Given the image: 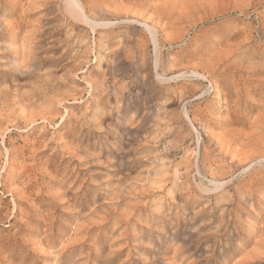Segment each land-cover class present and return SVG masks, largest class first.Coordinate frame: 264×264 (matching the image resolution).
<instances>
[{
	"label": "rangeland",
	"instance_id": "obj_1",
	"mask_svg": "<svg viewBox=\"0 0 264 264\" xmlns=\"http://www.w3.org/2000/svg\"><path fill=\"white\" fill-rule=\"evenodd\" d=\"M64 1L0 0V264H264V0Z\"/></svg>",
	"mask_w": 264,
	"mask_h": 264
},
{
	"label": "bare ground",
	"instance_id": "obj_2",
	"mask_svg": "<svg viewBox=\"0 0 264 264\" xmlns=\"http://www.w3.org/2000/svg\"><path fill=\"white\" fill-rule=\"evenodd\" d=\"M65 5H66V10L68 11V13L73 17L75 18L76 20L78 21H81V22H84V23H87L91 26H93L94 28L97 27V23L92 21L87 12L85 11L84 7H82V4L79 0H65ZM64 5V6H65ZM87 9V8H86ZM111 11V10H110ZM117 17V16H116ZM97 21V20H96ZM146 25H149V24H146ZM149 28V27H148ZM150 31H151V36H152V40L154 42V47H155V50H156V64L155 65H158L159 63V49H158V42L156 41V37H155V34L153 33V29H151V27L149 28ZM149 31V32H150ZM156 33V32H155ZM158 36V35H157ZM156 67V66H155ZM158 74V77H160L162 80H167L168 81V78H166L165 76L161 75L160 73H157ZM182 75L184 74H181L179 76H177L176 78L178 77H182ZM187 76L189 77H198V78H204L205 79V75L204 74H201L199 71H194L192 72L191 74H188ZM207 77V76H206ZM174 79V78H172ZM186 79V78H185ZM193 79V78H192ZM197 79V78H196ZM209 89L206 90V92H208ZM205 94V93H204ZM185 116L187 117V119L191 120L190 119V116H189V112L188 110L186 109L185 110ZM260 119V118H258ZM255 125V124H254ZM196 128V127H195ZM194 128V129H195ZM228 143V142H227ZM217 148V147H216ZM205 150V149H204ZM197 159V158H196ZM260 164H262L261 162H264V159L259 161ZM264 164V163H263ZM248 166V165H247ZM247 166H245L242 170H245L247 168ZM198 167V172L200 174V171H199V166L197 165ZM250 167H251V164H250ZM248 170H250V168L248 167ZM244 172V171H243ZM234 176V175H233ZM202 180L199 182V186L201 187V189L203 190V192L205 193H215V192H218L220 190H224L227 186V181L225 180H221V179H211L208 181V183H206L203 178H201Z\"/></svg>",
	"mask_w": 264,
	"mask_h": 264
}]
</instances>
